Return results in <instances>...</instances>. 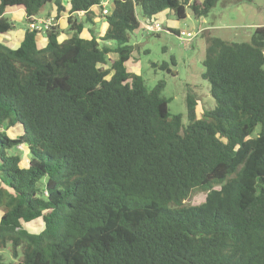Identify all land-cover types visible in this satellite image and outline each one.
Masks as SVG:
<instances>
[{"label":"trees","instance_id":"1","mask_svg":"<svg viewBox=\"0 0 264 264\" xmlns=\"http://www.w3.org/2000/svg\"><path fill=\"white\" fill-rule=\"evenodd\" d=\"M216 2L112 0L102 35L83 37L99 0H0V36L8 8L26 26L18 47L0 42V264H264V26L205 38L215 106L195 119L187 98L185 125L164 82L125 68L140 19H204ZM48 4L67 38L28 28ZM36 219L40 232L22 226Z\"/></svg>","mask_w":264,"mask_h":264},{"label":"rangeland","instance_id":"2","mask_svg":"<svg viewBox=\"0 0 264 264\" xmlns=\"http://www.w3.org/2000/svg\"><path fill=\"white\" fill-rule=\"evenodd\" d=\"M59 1L66 5V0ZM52 7V4H48L40 14L56 15ZM99 12L101 10L98 7L92 9L94 18L98 20L94 22L97 25L96 30L101 33L100 29L105 22ZM154 19L162 27L156 34H146L142 30L141 19L139 28L130 34L128 44L132 49L125 68L128 73L139 75L147 89H152L160 81L164 82L161 95L168 100L169 113L180 115L185 125L187 98L195 103V119H201L203 111L211 110L215 106L210 86L201 78L205 38L214 36L228 42H247L255 28L264 26V0H217L204 19L195 18L189 8H186V17L183 20H177L168 10L154 16ZM13 26L20 27L21 24L13 21ZM86 26L91 27L90 24ZM182 31L187 36L192 33H196V36L191 40L180 41L177 34ZM8 134L15 138L18 132L12 129ZM204 198L205 193L197 192L186 204L198 205ZM22 226L30 233H38L42 230L43 223L41 219H36ZM0 255L5 262L12 261L9 249H0Z\"/></svg>","mask_w":264,"mask_h":264},{"label":"crops","instance_id":"3","mask_svg":"<svg viewBox=\"0 0 264 264\" xmlns=\"http://www.w3.org/2000/svg\"><path fill=\"white\" fill-rule=\"evenodd\" d=\"M61 3V2H60ZM62 4V3H61ZM62 6H64L65 9H68V3H67V0H66V5L62 4ZM55 11H56V8L55 6H53ZM52 7V8H53ZM93 9V8H92ZM92 9H91V12H92ZM50 12V11H49ZM6 17L8 15L9 16V20L13 23V21L15 22H18L21 24L20 27H14L12 28V30H10L9 32L1 35L0 37L2 38V41H0L2 44L14 49L16 47H18V45L20 44L22 38H23V34H24V30H25V16H24V12L22 9H18V8H8L5 10V14H4ZM48 13H45L43 15L39 14L37 17L35 18H46L48 17ZM50 16H56V15H50ZM67 17H69L68 14H65V13H62L60 14V16L57 18V21H58V27L61 31V35H60V39H65V37L67 38L69 36V34L67 33ZM71 17L73 18V20H76L77 22H80V21H84L83 20V17L85 18V15L81 12V13H78V14H74V15H71ZM92 21L93 23L98 21L96 18H92ZM89 24V23H88ZM87 24V25H88ZM91 27V30L94 31L95 35L96 36H100L102 35L103 31L105 30L106 28V24L103 23L102 24V27L100 30H102L101 33H99L98 30H96V27L97 25L94 23L93 25H90ZM105 26V27H104ZM88 29L89 27L85 26L84 28V31L82 32V36L83 37H87L88 36ZM67 35V36H66ZM45 36V35H43ZM39 41L41 43H44L43 39H39ZM16 43V44H15ZM14 45V47L12 46Z\"/></svg>","mask_w":264,"mask_h":264},{"label":"built area","instance_id":"4","mask_svg":"<svg viewBox=\"0 0 264 264\" xmlns=\"http://www.w3.org/2000/svg\"><path fill=\"white\" fill-rule=\"evenodd\" d=\"M110 1L112 0H99L98 8H100L101 13L103 15H108L109 6L111 5ZM142 21H143L142 30L146 34H156L162 29L161 24L157 22L154 18L146 19ZM27 25L31 31H36L40 35H42L45 31H49L52 27L57 26L58 21L55 19L54 16H48L46 18H41V19L34 18L33 21ZM195 36H196V33H192L189 36H187V34L183 31L177 34V38L180 41L191 40Z\"/></svg>","mask_w":264,"mask_h":264}]
</instances>
